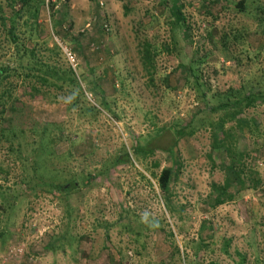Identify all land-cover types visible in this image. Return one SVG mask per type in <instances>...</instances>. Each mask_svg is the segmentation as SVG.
<instances>
[{
  "label": "rangeland",
  "instance_id": "rangeland-1",
  "mask_svg": "<svg viewBox=\"0 0 264 264\" xmlns=\"http://www.w3.org/2000/svg\"><path fill=\"white\" fill-rule=\"evenodd\" d=\"M239 1L47 0L41 35L62 48L100 113L83 120L65 103L32 99L21 89L30 121L62 122L77 132L76 144L62 142L58 152L73 151L68 162L80 187L57 194L22 184L17 170L0 173V264H264V100L221 129L211 128L217 115L197 96L200 89L224 98L257 70L264 74L256 18L264 0H247L246 13L234 7ZM230 32L246 36L227 43L229 56L242 55L239 63L221 51ZM146 40L158 50L154 77L141 61ZM247 54L257 61L247 63ZM196 60L186 81L185 68ZM173 125H186L189 134L164 149L173 133L160 128ZM152 139L163 146L139 159L135 146ZM125 151L132 162L113 168ZM165 168L173 170V211L154 176ZM169 229L180 253L171 251ZM201 240L208 244L202 258Z\"/></svg>",
  "mask_w": 264,
  "mask_h": 264
},
{
  "label": "trees",
  "instance_id": "trees-1",
  "mask_svg": "<svg viewBox=\"0 0 264 264\" xmlns=\"http://www.w3.org/2000/svg\"><path fill=\"white\" fill-rule=\"evenodd\" d=\"M46 2L47 0H6L4 3L0 0V173H5L8 176L11 171L17 170L20 172L21 183L30 186V188L64 193L80 187L79 177L70 171L68 161L74 154L73 151L67 150L59 153L58 147L65 141L71 142V146L76 144L78 141L77 132L62 122L30 121L32 119L31 107L22 98L26 95L32 99L41 98L53 103L63 102L69 112H75L83 120L88 115L96 117L100 110L88 101L86 91L82 88L76 70L65 63L66 57L62 48L57 43L50 46L48 38L41 35L38 19ZM246 3L247 0H241L234 7L239 12L246 13ZM7 7L13 11L10 15L6 11ZM256 18L262 29L260 32L263 33L264 8L256 13ZM175 20L181 23L183 18L177 17ZM245 37L244 33L232 34L231 32L221 37V51L226 59L235 58L238 63L242 61L241 54L235 57L228 55L231 51L227 43L231 38L234 39L232 43L235 44ZM11 48L12 53L8 56ZM165 48L170 50L168 45ZM157 53L158 50L152 42L148 40L141 42V61L151 77L156 74ZM2 57H6V60ZM245 59L247 63H252L257 61L258 55L247 54ZM200 62L201 60H196L185 68L188 73L186 81H189V78L194 75V64ZM257 67L261 68L260 65ZM196 82L197 79H195ZM21 89H23V96ZM91 91V94L98 93V90L95 89ZM197 92L198 100L202 99L210 109V113L217 115V120L210 123L211 128L219 126L224 129L229 122L237 121L246 109L254 107L258 99L264 100V74H261V70H257L250 80L245 81V84L241 83L238 89L231 88L224 94V98L220 97L223 96L222 94L208 97V93L206 91L201 93L200 89ZM216 97L220 101L218 106H211L210 101H216L218 99ZM102 102L104 108L110 110L108 103L105 100ZM193 116L198 117L199 114ZM187 129L186 125L160 128L159 134L165 131L173 133V143L163 148L172 150L178 145L180 139L186 138L189 134ZM190 133L193 134V131ZM226 133L228 131H225V135ZM160 145L152 139L144 145L137 144L134 152L139 159L146 158L153 154L154 150L163 146ZM222 147L226 148V143H223ZM2 154H5V160H1ZM130 156V153L125 151L116 156L110 164L114 168L124 163H131ZM172 172V168H165L158 176L154 174L166 198V207L169 211H173L171 193L169 192ZM5 179L8 180V177ZM222 203H224V199L216 201V205ZM152 228L159 231L163 227L159 222H156L152 224ZM141 235L140 231L137 237ZM167 236L171 251H174L175 254L180 253V246L176 241L174 231L169 229ZM135 241H138V238ZM205 249H208V244L203 240L198 242L197 257H201Z\"/></svg>",
  "mask_w": 264,
  "mask_h": 264
},
{
  "label": "built area",
  "instance_id": "built-area-1",
  "mask_svg": "<svg viewBox=\"0 0 264 264\" xmlns=\"http://www.w3.org/2000/svg\"><path fill=\"white\" fill-rule=\"evenodd\" d=\"M71 58V57H70Z\"/></svg>",
  "mask_w": 264,
  "mask_h": 264
}]
</instances>
